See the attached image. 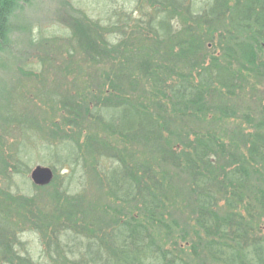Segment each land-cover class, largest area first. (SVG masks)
Returning <instances> with one entry per match:
<instances>
[{"label": "trees", "instance_id": "16d2710c", "mask_svg": "<svg viewBox=\"0 0 264 264\" xmlns=\"http://www.w3.org/2000/svg\"><path fill=\"white\" fill-rule=\"evenodd\" d=\"M21 1L0 0V40ZM186 1L151 0L134 24L113 23L116 42L70 7L85 31L73 28L79 49L104 79L92 78L91 105L58 96L65 129L53 124L33 149L40 141L53 171L88 164L98 189L69 184L46 198L47 185L11 188L34 161L22 142L32 127L17 124V147L0 149V264H264V106L250 117L228 103L254 91L252 74L264 79V0ZM83 111L112 139L80 140ZM219 117L236 128L206 122ZM25 231L39 234L47 263L27 254Z\"/></svg>", "mask_w": 264, "mask_h": 264}, {"label": "rangeland", "instance_id": "374dc122", "mask_svg": "<svg viewBox=\"0 0 264 264\" xmlns=\"http://www.w3.org/2000/svg\"><path fill=\"white\" fill-rule=\"evenodd\" d=\"M205 0H187V4L193 6L202 4ZM151 0H27L21 1V7L17 8L10 15L8 31L0 40V149L4 157L11 154L20 142L21 132L17 124L30 126L31 132L22 135L23 144L30 145L27 150H32L34 141L40 140V136L50 137V127L57 124L64 127L65 112L61 104L57 103V97H69L73 101L81 102L82 97L86 103H93V93L97 92L100 80L92 82L94 76L102 77V67L91 64L88 55H84L76 42L73 28L83 36V27L71 16V8H76L85 13L87 18L108 27V32L103 31L102 35L116 42L120 39L119 32L113 23H124L127 20L134 24L138 18L144 16V11L151 12ZM23 3V4H22ZM121 13V14H119ZM183 16L182 12H180ZM177 19H175V23ZM237 21H234L233 26ZM178 25L179 20H178ZM177 25V26H178ZM82 32V34H81ZM76 33V31H75ZM244 34V33H242ZM218 34L206 38L207 47L216 44ZM178 43V42H177ZM176 43L173 52L176 53ZM255 43L254 49L257 48ZM217 48L211 46V52L216 53ZM262 60L264 62V51ZM235 61V60H233ZM240 62L241 61H237ZM235 63V62H234ZM236 65V64H235ZM253 80L250 85L254 91L245 88L240 93L228 99L235 112H246L250 117L259 113L258 109L264 106V79L251 75ZM105 77V76H104ZM251 93H250V92ZM250 93V94H249ZM226 98V97H225ZM93 101V102H92ZM89 104V105H91ZM260 105V108L257 106ZM116 117H122V111L115 112ZM81 121L82 127L80 140H83L88 131H93L101 139H107L108 133L96 121L89 119L85 114ZM89 117V118H88ZM206 121L211 124L216 122L224 123L226 129H234L236 123L221 120ZM9 124L13 131L6 133L3 125ZM197 124V123H194ZM246 127L247 123H241ZM33 135V136H32ZM112 139V138H108ZM114 141V140H108ZM241 146L240 138L237 139ZM38 148L30 153L29 172L25 176H14L11 181V188L26 192L23 180L32 185L30 171L35 165L48 166L42 163L39 157L45 155L46 151L41 142ZM31 148V149H29ZM241 148V147H240ZM0 150V170L4 169L3 155ZM6 154V155H5ZM2 159V161H1ZM106 164H108L106 162ZM87 172L80 166L74 169H67L65 166H57L48 187L38 192L42 197L54 196L58 191L68 187L80 186L87 193L95 192L96 180L86 165ZM10 168V167H7ZM94 174V173H93ZM34 192V189H30ZM19 238L25 243L27 254L36 262H48L43 250L39 234L35 231H25L19 234ZM19 252L21 250L19 249ZM8 264V263H3Z\"/></svg>", "mask_w": 264, "mask_h": 264}, {"label": "water", "instance_id": "95a60500", "mask_svg": "<svg viewBox=\"0 0 264 264\" xmlns=\"http://www.w3.org/2000/svg\"><path fill=\"white\" fill-rule=\"evenodd\" d=\"M53 177L51 169L47 166L36 165L30 171V179L34 185H47Z\"/></svg>", "mask_w": 264, "mask_h": 264}, {"label": "bare ground", "instance_id": "6f19581e", "mask_svg": "<svg viewBox=\"0 0 264 264\" xmlns=\"http://www.w3.org/2000/svg\"><path fill=\"white\" fill-rule=\"evenodd\" d=\"M38 165H39V164H38ZM35 166H36V165H35ZM35 166H34V167H35ZM47 167H49V166H47ZM49 168H50V167H49ZM50 169H51V168H50ZM51 171H52V173L54 174V171H53L52 169H51Z\"/></svg>", "mask_w": 264, "mask_h": 264}]
</instances>
